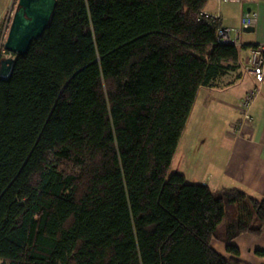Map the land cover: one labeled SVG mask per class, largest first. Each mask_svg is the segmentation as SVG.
<instances>
[{"label":"trees","instance_id":"trees-1","mask_svg":"<svg viewBox=\"0 0 264 264\" xmlns=\"http://www.w3.org/2000/svg\"><path fill=\"white\" fill-rule=\"evenodd\" d=\"M207 0H56L0 79L2 264H249L264 197L170 162L198 88L234 68ZM256 251H262L256 248Z\"/></svg>","mask_w":264,"mask_h":264},{"label":"crops","instance_id":"crops-1","mask_svg":"<svg viewBox=\"0 0 264 264\" xmlns=\"http://www.w3.org/2000/svg\"><path fill=\"white\" fill-rule=\"evenodd\" d=\"M253 8L258 11L256 23L241 27L236 33L240 42L237 65L218 75L213 83L198 88L193 101L196 113L189 116L192 104L171 162L175 158V169L186 180L205 182L212 188L235 185L254 196L264 197V78L249 106L251 119L238 131L229 127V122L236 118L233 100L254 82L251 72L243 66L242 56L247 45L264 40V0H207L202 10L215 15L221 25L236 26L241 12ZM221 113L225 118L229 115L228 124L225 121L221 132L225 139L213 144L210 124ZM229 242L236 245V253L226 249L224 241L220 244L223 250L211 244L225 256H235L249 264H264V221L258 233L242 231Z\"/></svg>","mask_w":264,"mask_h":264},{"label":"built area","instance_id":"built-area-1","mask_svg":"<svg viewBox=\"0 0 264 264\" xmlns=\"http://www.w3.org/2000/svg\"><path fill=\"white\" fill-rule=\"evenodd\" d=\"M228 1H239V0H228ZM16 2L10 1L2 14L1 26H0V48H4L3 41L6 37L7 30L10 24L11 16L14 10ZM204 15L209 18H215L218 22L216 27V38L220 41H228L239 44L236 37V33L241 27L254 25L257 21L258 11L256 8L243 10L239 17V24L236 26L232 25H221L218 18L215 15L204 12ZM229 32H232L230 34ZM5 49V48H4ZM6 50V49H5ZM7 51V50H6ZM7 54H11L9 51ZM242 62L245 69L251 72L253 76V84L247 87L241 96L234 102V108L239 113L238 117L229 122V127L232 131H238L240 127L251 119L249 112V106L255 96L260 90V82L264 78V40L254 42L246 47V53L242 56Z\"/></svg>","mask_w":264,"mask_h":264},{"label":"water","instance_id":"water-1","mask_svg":"<svg viewBox=\"0 0 264 264\" xmlns=\"http://www.w3.org/2000/svg\"><path fill=\"white\" fill-rule=\"evenodd\" d=\"M15 2L3 41L4 48L11 54L0 56V79L8 77L14 54L24 52L29 41L36 38L44 29L56 0H16Z\"/></svg>","mask_w":264,"mask_h":264},{"label":"rangeland","instance_id":"rangeland-1","mask_svg":"<svg viewBox=\"0 0 264 264\" xmlns=\"http://www.w3.org/2000/svg\"><path fill=\"white\" fill-rule=\"evenodd\" d=\"M10 1H16V0H0V8H3V10H2V12H1V14H0V21H1V18H2V14H3V11H4V9H5V7H6V5L10 2ZM1 23V22H0ZM0 26H1V24H0ZM7 52L8 51H6L4 48H0V56L1 55H6L7 54ZM263 80V79H262ZM261 83V82H260ZM260 91V90H259ZM241 96V95H240ZM235 101L233 100V103H234ZM194 105L195 104H193V107H192V109H191V112H190V115L189 116H191L192 114H194V113H196L195 112V109H196V106L194 107ZM233 107H234V104H233ZM235 110V109H234ZM250 112V111H249ZM236 117H238V115H239V113L237 112V110H235V114H234ZM226 117L227 118H225V115L224 116H222V113H221V116H220V118H216L210 125H211V127L209 128V133H210V135L212 136V141H213V144L215 143H217L219 140H224L225 138L222 136V134H221V132H222V128L224 127V125H225V121H227V124H228V119H229V115H227L226 114ZM189 120H190V117H189ZM189 122V121H188ZM208 122V121H207ZM205 123H203V125H204ZM208 124V125H209ZM176 152H178V149H177V151ZM177 154V153H176ZM169 171H176V169H175V158H173V160H172V162H171V164H170V166H169V169H168ZM211 242H212V244H213V246L215 247V248H217V249H219V250H223V249H221V243H222V241H219V240H216V239H211ZM0 264H2L1 262H0Z\"/></svg>","mask_w":264,"mask_h":264}]
</instances>
